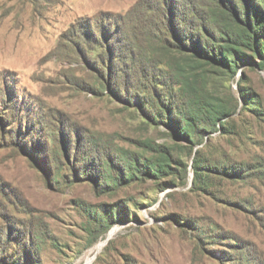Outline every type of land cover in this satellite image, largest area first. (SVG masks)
<instances>
[{"label":"rangeland","instance_id":"1","mask_svg":"<svg viewBox=\"0 0 264 264\" xmlns=\"http://www.w3.org/2000/svg\"><path fill=\"white\" fill-rule=\"evenodd\" d=\"M200 3L0 0V264H264V69L188 57Z\"/></svg>","mask_w":264,"mask_h":264},{"label":"trees","instance_id":"2","mask_svg":"<svg viewBox=\"0 0 264 264\" xmlns=\"http://www.w3.org/2000/svg\"><path fill=\"white\" fill-rule=\"evenodd\" d=\"M256 3L261 4V7L258 4L255 7ZM254 8L255 11H253ZM166 18L169 19V17ZM192 24L197 30L196 33L188 29ZM169 25L171 39L181 42L188 57L192 56L194 58L192 60H196L202 66L223 61L229 65L228 70H232L233 67L237 68L236 63H229V61L234 62L232 57L236 54L239 56L244 54L242 49L246 47L252 51L253 55L259 57L260 61L256 62L253 56L246 54L244 56L264 69V0H244L242 2L202 0L200 6L197 9H189L181 21H172L170 17ZM223 65L225 64L221 63L219 67ZM232 72H235V69ZM200 103L209 105L199 110L208 113L214 124H216L215 121L230 114L227 108L209 98H204L198 104ZM184 118V125L177 124L174 128L177 136L183 135L188 139L197 132L194 120L185 115ZM198 164L199 161L196 159L193 166L199 178ZM166 165L168 166L163 161L152 162L151 172L156 175L164 174ZM130 177L132 178V175Z\"/></svg>","mask_w":264,"mask_h":264},{"label":"bare ground","instance_id":"3","mask_svg":"<svg viewBox=\"0 0 264 264\" xmlns=\"http://www.w3.org/2000/svg\"><path fill=\"white\" fill-rule=\"evenodd\" d=\"M102 246H103V243H101V244L98 246V248H100V247H102ZM98 248H97V249H98ZM94 252H95V251H94ZM97 252H98V251H97Z\"/></svg>","mask_w":264,"mask_h":264}]
</instances>
